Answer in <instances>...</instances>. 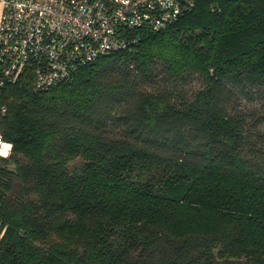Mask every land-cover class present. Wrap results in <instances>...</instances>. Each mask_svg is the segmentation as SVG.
I'll use <instances>...</instances> for the list:
<instances>
[{
    "label": "trees",
    "instance_id": "obj_1",
    "mask_svg": "<svg viewBox=\"0 0 264 264\" xmlns=\"http://www.w3.org/2000/svg\"><path fill=\"white\" fill-rule=\"evenodd\" d=\"M193 2L69 85L0 89V264H264V110L240 109L264 0Z\"/></svg>",
    "mask_w": 264,
    "mask_h": 264
},
{
    "label": "built area",
    "instance_id": "obj_2",
    "mask_svg": "<svg viewBox=\"0 0 264 264\" xmlns=\"http://www.w3.org/2000/svg\"><path fill=\"white\" fill-rule=\"evenodd\" d=\"M0 89L29 73L37 90L69 85L99 56L126 49L135 30L171 25L193 0H0ZM7 106L0 103V120ZM8 146V147H5ZM11 142L0 132V156Z\"/></svg>",
    "mask_w": 264,
    "mask_h": 264
},
{
    "label": "rangeland",
    "instance_id": "obj_3",
    "mask_svg": "<svg viewBox=\"0 0 264 264\" xmlns=\"http://www.w3.org/2000/svg\"><path fill=\"white\" fill-rule=\"evenodd\" d=\"M240 109L242 112L248 113L250 120H252L255 119L261 113L262 110H264V105H261L259 102L257 103L256 101L247 102L242 100L240 102ZM260 128L264 129V123L260 124L259 129ZM80 164L81 159L76 158L69 163V167H76Z\"/></svg>",
    "mask_w": 264,
    "mask_h": 264
},
{
    "label": "crops",
    "instance_id": "obj_4",
    "mask_svg": "<svg viewBox=\"0 0 264 264\" xmlns=\"http://www.w3.org/2000/svg\"><path fill=\"white\" fill-rule=\"evenodd\" d=\"M1 11H2V5L0 4V15H1Z\"/></svg>",
    "mask_w": 264,
    "mask_h": 264
},
{
    "label": "snow or ice",
    "instance_id": "obj_5",
    "mask_svg": "<svg viewBox=\"0 0 264 264\" xmlns=\"http://www.w3.org/2000/svg\"><path fill=\"white\" fill-rule=\"evenodd\" d=\"M5 147H8V146H5ZM0 154L6 155V153H0Z\"/></svg>",
    "mask_w": 264,
    "mask_h": 264
}]
</instances>
